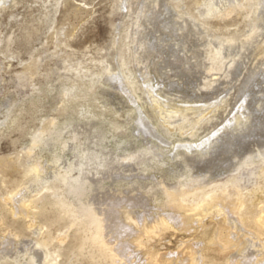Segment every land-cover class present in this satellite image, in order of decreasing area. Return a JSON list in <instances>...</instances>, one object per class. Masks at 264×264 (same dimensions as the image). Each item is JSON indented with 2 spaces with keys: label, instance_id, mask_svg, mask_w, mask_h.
<instances>
[{
  "label": "rangeland",
  "instance_id": "obj_1",
  "mask_svg": "<svg viewBox=\"0 0 264 264\" xmlns=\"http://www.w3.org/2000/svg\"><path fill=\"white\" fill-rule=\"evenodd\" d=\"M209 3L0 0V264H39L46 257L47 264H98L97 247L86 242L90 216L63 175L87 146L123 154L145 147L146 141L157 143L159 135L171 142L161 144L158 156L140 164L141 170L132 164L125 179L106 178L96 193L82 196L95 206L138 194L126 192L133 174L140 183L148 182L138 177L142 172L168 185L188 176L219 182L243 160L253 164L236 173L240 189L249 187L241 211L250 217L264 206V175L255 176L253 185L244 178L252 166L251 173L258 172L261 155L256 153L264 151V0H242L227 16L205 19L201 12ZM218 46L227 58L215 57ZM230 56L235 60L228 65ZM108 71L112 78L106 79ZM41 133L44 139L30 148ZM73 134L76 148L63 147L61 142ZM225 134L235 135L225 136L204 156L179 147V156L171 157L174 146L195 147ZM76 172L70 173L75 177ZM43 184L52 189H41ZM23 201L30 203L27 215L12 213L7 202ZM157 206L145 201L138 207L109 208L137 216L146 212L150 220ZM72 210L83 215L68 228ZM222 222L211 214L190 231L165 229L143 237L141 263H153L156 254L173 253L190 241L199 245L201 264H227L229 250L208 244ZM59 233L62 241L56 239Z\"/></svg>",
  "mask_w": 264,
  "mask_h": 264
},
{
  "label": "bare ground",
  "instance_id": "obj_2",
  "mask_svg": "<svg viewBox=\"0 0 264 264\" xmlns=\"http://www.w3.org/2000/svg\"><path fill=\"white\" fill-rule=\"evenodd\" d=\"M241 1L242 0H210V3L203 7L201 16L205 19L215 16H227L232 12V8L240 4ZM230 46L231 44H229L228 47L230 48ZM240 48H243V46H240ZM222 49L223 47L219 46L216 48L215 57L217 56L223 60L228 56L224 55ZM234 60V56H230L228 65L233 64ZM126 76L127 75H124L125 81L127 84L131 85ZM106 77V79L112 78L110 71L107 72ZM164 113L163 115H166ZM168 115L170 114L168 113ZM183 120H185V115L181 120L173 122L172 128ZM244 122H246V118ZM169 123L170 122H168V124ZM196 123L198 122L196 121ZM51 124L54 125V122H51ZM168 124H162V127L165 130H169L170 126ZM59 131V129L55 131L56 137L60 135L58 134ZM231 135L233 136L235 134H225L222 138L215 139L212 143L210 142L213 139L207 138L202 141L199 146L195 147L189 146L187 143L179 144L173 147L174 151L171 157L175 159L179 156V154L176 153V149L179 147L187 152H190L189 149L195 148L197 151L200 150L199 152L203 153L204 156L215 149L217 145L223 141L225 136ZM43 136L44 134L42 133L36 135L33 138L30 148L43 140ZM159 136L157 138V143L146 141L145 147H132L129 152H123V154H118L115 151L106 149L107 146L99 145L100 143L97 142L95 145H99L98 147H83L80 151L81 155L75 161L68 163V169L65 171L66 174L63 175L67 176L73 183V192L76 200L84 206L90 216L91 227L89 229L92 230V232L89 237L86 238V242L91 240L92 242H90V244L97 247L98 253L95 257L98 264L100 262H105L106 264H149L147 260L145 263H141L140 253L138 252L143 237H149L151 234H158L165 229L190 231L203 217L210 216L211 214L221 216L223 222L221 225H218L217 230L215 229L217 232L211 239L209 238L208 244L215 246L217 244L221 252L229 250L230 253H227L228 255L226 256L227 264H261V262H264V206L250 217H248V215L246 217V212L241 211L244 205L242 197L243 191L248 190L249 187L242 186L240 189L238 183L240 180H237L239 177L236 179V173L239 167H249L253 164L248 163L247 160L233 165V173L229 174L225 180L219 182H208L204 177L200 176H188L186 181L177 180L175 184L168 185L154 174L148 175L142 172L138 177H145L148 179L147 183H140L133 179L137 176L134 174L128 182L129 188L126 192L133 194L135 191H138L136 195L119 196L113 204H108L106 207H98L95 206L90 199H82V196L99 189L100 182L106 178L112 180L125 179L126 172L134 169L132 164L136 166V169L141 170L140 164H145L147 161L153 159V157L158 156L157 151L161 149V144H171V142ZM94 137L95 135L93 138ZM77 139V134H73L69 141L63 140L61 143L63 147L70 145L72 148H76L74 141ZM229 139H231V137H229ZM203 144L205 145L203 149H199L198 147ZM260 152L258 151V153H256L258 156L261 155V164L259 165V170L257 169L258 172L255 170L251 173V168L253 166L244 172L245 181H249L251 185L256 184L254 181L255 176L264 175V151ZM58 159V157H55L54 161ZM32 167L37 169V165ZM73 170L78 171L76 172L78 175L75 177L70 173ZM142 171H145V169ZM25 172H29V170L27 169ZM183 175L184 174H180L179 176L182 177ZM62 177H60V179ZM41 189L50 190L52 187L48 184H43ZM117 193L121 194L122 191L114 189V194ZM113 197L114 195L112 193L110 198ZM6 199H8V197ZM145 201L158 203V210L155 216H152L150 220L146 212L137 216L135 214L133 215V211L130 210H127L126 213L122 211L116 212L115 210L111 211L109 208V206L117 207L118 209L138 207L143 206ZM7 204L10 206L12 213L27 215V207L30 203L27 204L23 201L20 202V204H10L9 202H7ZM64 206L62 208H64ZM68 215L72 218L71 223L67 226L69 228L73 226L76 219L83 214L72 210L68 212ZM63 237V233H59L56 239L62 241ZM41 245H46V243L44 242ZM169 256H171V258H166ZM35 258L36 254L31 253V259ZM153 261L154 262L150 264H201L199 245L196 242L184 241L175 252L156 254ZM48 262H50V259L46 257L44 259L42 258L39 264H47Z\"/></svg>",
  "mask_w": 264,
  "mask_h": 264
}]
</instances>
